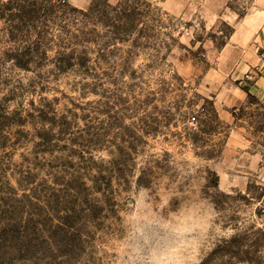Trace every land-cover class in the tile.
<instances>
[{
  "label": "rangeland",
  "instance_id": "374dc122",
  "mask_svg": "<svg viewBox=\"0 0 264 264\" xmlns=\"http://www.w3.org/2000/svg\"><path fill=\"white\" fill-rule=\"evenodd\" d=\"M231 30L160 0H0V264H264V182H219L264 150V97L219 113L202 81Z\"/></svg>",
  "mask_w": 264,
  "mask_h": 264
},
{
  "label": "crops",
  "instance_id": "0c3cea01",
  "mask_svg": "<svg viewBox=\"0 0 264 264\" xmlns=\"http://www.w3.org/2000/svg\"><path fill=\"white\" fill-rule=\"evenodd\" d=\"M75 6L88 8L93 0H70ZM118 0H108L116 3ZM170 13L189 18L199 13L208 24L217 21L227 22L232 30L226 42L217 47L207 40L204 44L206 62L209 67L202 75L205 87L212 92L215 108L219 113L242 106L249 94L264 97V0H248L244 12H239L229 3L231 0H160ZM241 1L237 0L236 2ZM260 65L261 74L252 81L243 79L244 72L250 67ZM198 73L191 65V72ZM247 87V89H246ZM231 147L241 148L243 142L232 140ZM232 144H235L234 146ZM229 179L219 173L231 186L238 181L258 176L264 182V150H238L230 159Z\"/></svg>",
  "mask_w": 264,
  "mask_h": 264
},
{
  "label": "built area",
  "instance_id": "2783aa9c",
  "mask_svg": "<svg viewBox=\"0 0 264 264\" xmlns=\"http://www.w3.org/2000/svg\"><path fill=\"white\" fill-rule=\"evenodd\" d=\"M261 56L264 57V51L261 52ZM243 79L245 81H252L256 77H259L261 74V66L260 65H255V66H250L244 73Z\"/></svg>",
  "mask_w": 264,
  "mask_h": 264
},
{
  "label": "trees",
  "instance_id": "16d2710c",
  "mask_svg": "<svg viewBox=\"0 0 264 264\" xmlns=\"http://www.w3.org/2000/svg\"><path fill=\"white\" fill-rule=\"evenodd\" d=\"M246 89H247V87H246ZM247 90H248V89H247ZM250 96H252V94H249V97H250Z\"/></svg>",
  "mask_w": 264,
  "mask_h": 264
}]
</instances>
